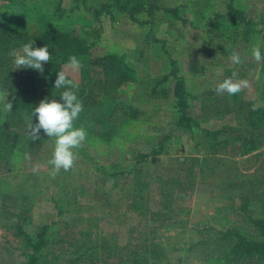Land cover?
Returning <instances> with one entry per match:
<instances>
[{
	"label": "rangeland",
	"instance_id": "374dc122",
	"mask_svg": "<svg viewBox=\"0 0 264 264\" xmlns=\"http://www.w3.org/2000/svg\"><path fill=\"white\" fill-rule=\"evenodd\" d=\"M0 22L15 34L73 32L91 56L115 55L134 77L115 102L102 99L105 116L120 110L116 134L105 142L85 128L71 170L51 178L54 141L43 130L38 156L15 152L0 166V264L26 263L18 226H47L39 264H264L233 257L223 238L263 240L254 223L264 219V60L251 49L264 56V0H0ZM170 59L200 123L194 133L176 126ZM63 69L78 83V70ZM233 73L249 87L217 95Z\"/></svg>",
	"mask_w": 264,
	"mask_h": 264
},
{
	"label": "trees",
	"instance_id": "16d2710c",
	"mask_svg": "<svg viewBox=\"0 0 264 264\" xmlns=\"http://www.w3.org/2000/svg\"><path fill=\"white\" fill-rule=\"evenodd\" d=\"M124 8L123 10L129 13L136 10L133 6L130 9L127 6ZM235 13L239 14L234 11L230 13V16ZM262 38L264 39V33ZM29 42H34V48L48 46L51 60H56L52 71L47 68V63L43 65V72L31 68L17 69L15 67L11 52L19 50L23 44ZM91 47L92 45L86 44L73 32L15 34L7 24L0 22V93L7 94L6 102L13 104L12 111L5 112L4 120L0 124V166L8 167L15 152L28 154L31 158L40 154L45 137L39 133V139L32 140L28 125L38 122L32 116V112L45 98H55L58 102H62L59 97L65 89H55L54 82L57 73L66 66L71 55L77 56L82 64L78 70L79 81L76 85L78 86L77 95L82 100L84 109L74 124L92 130L96 137L105 142H109L116 134L120 110L114 107L110 114L105 116L102 99L115 102L119 97L121 87L133 83L134 77L120 58L110 54L93 57L90 54ZM169 62L172 66L170 76L177 77L178 70L175 62L172 59ZM187 69L191 76L201 72L197 59L193 55L188 61ZM68 78L71 79L69 75ZM167 79L168 76L163 81ZM38 83L47 87L39 88ZM172 98L175 112L178 115L176 126L189 133L201 130L200 123L187 113L190 107L189 97L182 78L177 77L172 90ZM260 112L254 110L252 115ZM202 132L212 136H218L221 133V131L205 130ZM161 151L162 149L158 153ZM156 154L153 155L156 156ZM254 224L263 238L262 241L247 238L237 231L224 235L225 239H233L229 252L233 257L259 256L264 258V219L255 221ZM47 229V226H43L36 234H29L18 226V235L24 239L25 249L28 252L25 264H39L40 255L48 245Z\"/></svg>",
	"mask_w": 264,
	"mask_h": 264
},
{
	"label": "clouds",
	"instance_id": "9594fccd",
	"mask_svg": "<svg viewBox=\"0 0 264 264\" xmlns=\"http://www.w3.org/2000/svg\"><path fill=\"white\" fill-rule=\"evenodd\" d=\"M34 42L25 43L19 50H13L11 55L14 58V65L17 69L31 68L39 72H43L44 63L51 60V55L48 46L33 47ZM252 57L260 63L264 60L261 48L259 45L253 46L251 49ZM228 60L233 64H240L241 57L238 52H233ZM82 67L80 59L71 55L65 66L67 69L79 70ZM222 71V70H218ZM249 87L247 79H236V73L232 76L226 77L222 82L218 83L215 87L217 95L223 96L227 94L234 96ZM54 88L57 90L65 89L60 94V101L55 98H45L39 102L32 112V116L36 118L37 123H30L29 133L32 140L39 139L41 130L49 139L54 141V150L48 164L51 166L49 175L55 178L61 170L67 172L74 166L76 155L74 149L81 147L87 139L88 133L84 127H75L74 122L79 119L80 114L83 112V102L78 98V86L68 78L64 69H60L57 73V78L54 82ZM75 89V90H74ZM259 105H253V110ZM13 104L6 102L4 110L11 112ZM27 159L31 157L25 154ZM36 166L34 170H38Z\"/></svg>",
	"mask_w": 264,
	"mask_h": 264
}]
</instances>
